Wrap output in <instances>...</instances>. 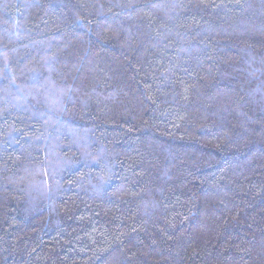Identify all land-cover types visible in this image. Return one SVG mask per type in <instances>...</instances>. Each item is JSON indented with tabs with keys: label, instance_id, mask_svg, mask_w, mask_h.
Instances as JSON below:
<instances>
[{
	"label": "trees",
	"instance_id": "obj_1",
	"mask_svg": "<svg viewBox=\"0 0 264 264\" xmlns=\"http://www.w3.org/2000/svg\"><path fill=\"white\" fill-rule=\"evenodd\" d=\"M0 264H264V0H0Z\"/></svg>",
	"mask_w": 264,
	"mask_h": 264
}]
</instances>
